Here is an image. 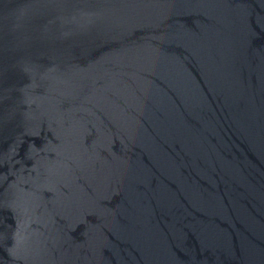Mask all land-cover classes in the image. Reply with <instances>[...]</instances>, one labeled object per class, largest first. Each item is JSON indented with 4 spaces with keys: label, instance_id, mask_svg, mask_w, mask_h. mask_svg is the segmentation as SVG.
I'll return each instance as SVG.
<instances>
[{
    "label": "water",
    "instance_id": "water-1",
    "mask_svg": "<svg viewBox=\"0 0 264 264\" xmlns=\"http://www.w3.org/2000/svg\"><path fill=\"white\" fill-rule=\"evenodd\" d=\"M0 264H264V0H0Z\"/></svg>",
    "mask_w": 264,
    "mask_h": 264
}]
</instances>
